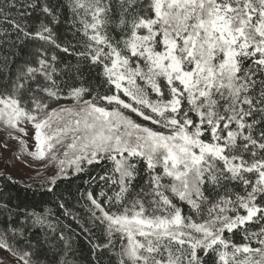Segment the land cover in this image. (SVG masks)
<instances>
[{
	"label": "snow or ice",
	"instance_id": "snow-or-ice-1",
	"mask_svg": "<svg viewBox=\"0 0 264 264\" xmlns=\"http://www.w3.org/2000/svg\"><path fill=\"white\" fill-rule=\"evenodd\" d=\"M0 126L50 192L100 170L92 264H264V0H0ZM59 239L9 223L0 260L80 264Z\"/></svg>",
	"mask_w": 264,
	"mask_h": 264
},
{
	"label": "trees",
	"instance_id": "trees-1",
	"mask_svg": "<svg viewBox=\"0 0 264 264\" xmlns=\"http://www.w3.org/2000/svg\"><path fill=\"white\" fill-rule=\"evenodd\" d=\"M99 171L96 169L90 174L76 175L69 173L68 177L57 180L51 192L48 190V184L26 182L0 171V227L9 223L16 228L22 227L25 237L33 244H40L41 251L47 252L49 256L51 255L49 249L63 247L64 242L59 239V233L62 231L65 236L72 238L73 247L78 250L76 259L80 264H92L90 245L81 233L78 223L72 216L66 214L65 209H70L80 223L88 225L87 209L91 204L87 196L89 192L96 195L100 190L92 179ZM61 203L64 204L63 209L59 207ZM8 210L12 213L11 220L8 217ZM32 213L47 215L55 231L47 225L34 226ZM93 233L98 242H104L102 226L93 228Z\"/></svg>",
	"mask_w": 264,
	"mask_h": 264
},
{
	"label": "rangeland",
	"instance_id": "rangeland-1",
	"mask_svg": "<svg viewBox=\"0 0 264 264\" xmlns=\"http://www.w3.org/2000/svg\"><path fill=\"white\" fill-rule=\"evenodd\" d=\"M138 122L148 123L139 119ZM8 131L0 126V171L26 182L47 184V179L57 172V168L54 165L45 168L43 161L34 160L27 153L22 154L19 143L8 136ZM16 135L20 134L16 133ZM32 137L33 130L29 127L28 134L24 137L28 141V151L34 150L35 141ZM4 143L7 144V147L2 146ZM0 257H3L4 260L9 259L8 254L4 252H0ZM0 264H3L2 260H0Z\"/></svg>",
	"mask_w": 264,
	"mask_h": 264
}]
</instances>
